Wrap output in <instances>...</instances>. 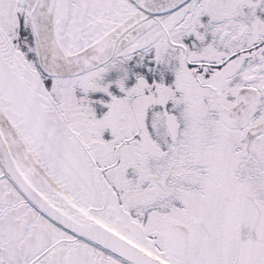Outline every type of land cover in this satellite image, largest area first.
I'll return each instance as SVG.
<instances>
[{"label":"snow or ice","instance_id":"snow-or-ice-1","mask_svg":"<svg viewBox=\"0 0 264 264\" xmlns=\"http://www.w3.org/2000/svg\"><path fill=\"white\" fill-rule=\"evenodd\" d=\"M0 264H264V0H0Z\"/></svg>","mask_w":264,"mask_h":264}]
</instances>
